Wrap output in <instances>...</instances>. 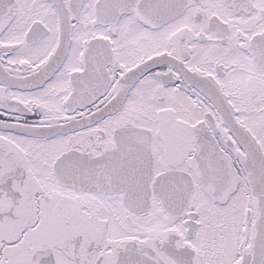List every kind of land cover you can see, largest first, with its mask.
Returning <instances> with one entry per match:
<instances>
[{
  "label": "snow or ice",
  "instance_id": "6c2138e0",
  "mask_svg": "<svg viewBox=\"0 0 264 264\" xmlns=\"http://www.w3.org/2000/svg\"><path fill=\"white\" fill-rule=\"evenodd\" d=\"M0 264H264V0H0Z\"/></svg>",
  "mask_w": 264,
  "mask_h": 264
}]
</instances>
